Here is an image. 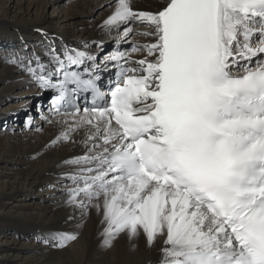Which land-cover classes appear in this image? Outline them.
I'll list each match as a JSON object with an SVG mask.
<instances>
[{
    "label": "snow or ice",
    "instance_id": "obj_1",
    "mask_svg": "<svg viewBox=\"0 0 264 264\" xmlns=\"http://www.w3.org/2000/svg\"><path fill=\"white\" fill-rule=\"evenodd\" d=\"M109 6L100 27L116 33L112 52L86 41L6 60L56 93L51 111L66 119L51 145L84 148L58 178L80 223L40 239L64 249L95 209L104 250L121 237L135 250L143 235L162 245L155 264H264V0ZM109 65L116 80L105 93L98 73ZM81 91L91 107L72 103Z\"/></svg>",
    "mask_w": 264,
    "mask_h": 264
},
{
    "label": "bare ground",
    "instance_id": "obj_2",
    "mask_svg": "<svg viewBox=\"0 0 264 264\" xmlns=\"http://www.w3.org/2000/svg\"><path fill=\"white\" fill-rule=\"evenodd\" d=\"M100 1L102 0H77L78 8L76 12H72L73 16L80 14L88 15V19L95 17L93 9L99 6ZM104 1L107 2V0ZM108 1L113 2V0ZM23 2L27 5L23 6ZM161 2L162 0H135L138 9L152 11L157 10V6ZM61 3L63 0H31L27 3L22 0L18 3L7 0L6 3L0 4L1 14L5 16L18 17L20 22L32 19L29 22H22L19 26L7 24L9 25L7 34L10 37L8 36L7 40L0 42V49L5 47L4 51H6L5 55L0 57V124L5 126L4 128L17 130L15 141L9 136L0 137V159L5 161L11 158L18 163L27 165V168L18 169L14 181L8 180L0 185V237L3 232H5L4 235L9 233L12 236L21 235L23 237L24 241H20L17 245L25 246L28 249V255L24 262L14 264H155L158 260L159 248L162 245L157 244L154 247H149L143 235L135 241L137 245L135 250H132L131 243L125 237L117 240L114 248L102 249L100 246V233L103 229L102 216L97 214L95 209L90 210L88 217L78 229V240L70 243L64 249H58L52 246V242L44 243L40 239L41 236L50 232L76 230V225L80 223V210L64 203L66 199L63 195L64 186L69 181L58 182V178L61 173L68 171L63 162L71 157L82 155L84 148L79 142L51 145V141L64 127L63 123H58V121H62L66 117L56 114L46 115L45 105L47 102L44 101V97H47L48 90H41L26 73L7 63L6 60L12 52L22 54V51L30 46L28 51L31 52L32 45L38 46L35 48L38 54H42L49 44H53L57 50L63 48L62 41H59L60 39L55 36L51 26L47 25L45 15V10L48 7L54 12L56 8L61 7ZM40 6H42L41 9ZM37 8L39 9L37 10ZM111 8H107L109 12L105 17L94 18L89 25L81 27L79 35L76 33L77 30L70 26L61 30V35L64 36L63 42L70 45L71 42L77 41L76 46L81 47L86 41H114L116 36L109 35L100 27L112 12ZM33 10H37L38 13L34 14ZM36 16H40L39 19H34ZM80 22L86 23L84 19ZM17 33L23 35L24 39L18 41ZM13 34L16 36L12 37ZM108 36H111V41L104 40ZM27 38L36 39V42L32 43ZM41 43L43 44L41 45ZM108 44L103 43L104 47ZM110 46H108L109 49L114 45ZM109 49H103L102 55L106 52L110 53ZM93 51L97 50L93 48ZM135 58L141 57L136 55ZM16 99H19V107L13 106ZM8 105L10 107L3 110ZM38 114L43 120V129L34 132L31 129H25L23 124L28 121L29 115L37 118ZM43 117H48L51 123ZM20 120L21 122H19ZM33 124L38 125L37 122H33ZM82 135L83 133L76 135L75 139L79 141ZM30 187L43 189L42 196H44H38L43 203L40 204L33 200V203L26 204V207L20 206L21 210L2 211L7 207V202L4 201L6 197H15L16 193H23L25 196L31 195ZM70 217L72 219H69ZM36 228H41L42 231L35 233L34 229ZM31 229H33L32 232ZM34 238L37 243H33ZM14 258H19V256L15 255ZM6 260L7 264H13L7 256Z\"/></svg>",
    "mask_w": 264,
    "mask_h": 264
},
{
    "label": "rangeland",
    "instance_id": "obj_3",
    "mask_svg": "<svg viewBox=\"0 0 264 264\" xmlns=\"http://www.w3.org/2000/svg\"><path fill=\"white\" fill-rule=\"evenodd\" d=\"M6 1L7 0H0V4L6 3ZM12 1L14 3L15 2L18 3L20 0H12ZM22 1H25L27 3L28 1H31V0H22ZM76 1L77 0H63V3H61V7L56 8L54 12H52V10L49 7L45 10V15L47 17L46 18L47 19V25L51 26L52 30H54V32H55L54 34H56L55 36L62 37V39H60L59 41H64V36H62L61 35L62 33L60 32L64 28H66L68 26H70L71 28H75L77 30L76 31L77 35H79V30L81 29V27L89 25L90 22H92V20L94 18L97 19V18L105 17L109 12L107 8H110L109 4L111 3L108 0H107V2L104 0L100 1L99 6H96L93 9V15L95 17L88 19V15L78 14V15L73 16V13L76 12L77 8H78L76 5ZM26 5L23 2V6H26ZM41 8H42V6H40V9ZM38 9L39 8H37V10ZM37 10H33L34 14L38 13ZM110 10H112V8ZM39 17L40 16H36V17H34V19H39ZM82 19H84L86 23L80 22ZM20 21L21 20L18 17H14L12 15L5 16V15L1 14V11H0V42L2 40H4V41L7 40L8 36H9V34H7L9 31V25H7V24L19 26L22 22H29V21H32V19L28 20V21H22V22H20ZM71 22H73V23H71ZM15 36H16L15 34L12 35V37H15ZM111 36H116V33L112 32ZM110 37L108 36L104 40L111 41ZM21 39H24L23 35H19L18 41H21ZM27 40L30 42L32 41V43L36 42V39H28L27 38ZM114 41L103 42V43L104 44L109 43L108 46L111 45L110 47H112L114 45ZM42 44L43 43H41V45ZM125 45H127V44H125ZM32 46L34 47V48L32 47V50L35 48H38V46H34V45H32ZM108 46H105L103 49H105V50L109 49ZM4 48L0 49V51H1L0 57H3L5 55L6 51H4ZM29 48H31V46ZM29 48L27 47L25 49L28 51ZM13 53L14 52H12L11 55ZM15 53H17V52H15ZM102 53H103V51L99 52V55L101 56ZM106 53H108V52H106ZM106 53H104V54H106ZM46 98L47 97H44V101H46ZM18 100L19 99L14 100L13 106L19 105ZM32 106L34 107V103ZM8 107H10V106L9 105L6 106L3 110H5ZM36 107H37V104H36ZM22 110H24V109H22ZM45 114L46 115L48 114L49 116H51V114L48 110H45ZM31 117H32L31 124H28L27 122L24 123L23 124V125H25L24 128L25 129H31L33 132L39 128L41 131L43 129V123H42L43 120L40 118V115L38 114L36 116L37 118H35V116H31ZM19 122H21V120ZM33 122H37L38 125L35 126L33 124ZM19 125H22V123L21 124L19 123ZM4 127L5 126H2L0 124V137L1 136L2 137L9 136V137H11L12 140L15 141L17 139V137H15L17 134V132H16L17 130L13 129V128H8V127L4 128ZM29 127H31V128H29ZM19 168H27V165L24 163H18L17 161H15L11 158H8V160H5V161H2L0 159V185L2 183L8 182V180L14 181V179L18 173L17 171ZM30 188H31V192H32L31 195L29 194L28 196H25L23 193H16L15 197H6L4 201L7 202V207L3 208L2 211L5 212L7 209H9V211L21 210V207H26V204H30V202L32 204L33 200H35L36 202L38 201L40 204L43 203L42 199L39 198L40 195H41V197L44 196V195L42 196V194L44 193L43 189H34L32 187H30ZM14 206H17V207H14ZM32 230L33 229H31V232H32ZM41 231H42L41 228L34 229L35 233H38V232L40 233ZM4 234H5V232H3L1 237H0V264H7L8 263L6 260V256L10 259V262H13V264L24 262V259L28 255V249L25 246L20 247L17 245L20 241L21 242L24 241V240H22L23 237L21 235L12 236L9 233H7L6 235H4ZM14 242L15 243L17 242V243L15 244ZM33 243H37V240L36 239L33 240ZM15 255H18L19 258H14Z\"/></svg>",
    "mask_w": 264,
    "mask_h": 264
},
{
    "label": "water",
    "instance_id": "obj_4",
    "mask_svg": "<svg viewBox=\"0 0 264 264\" xmlns=\"http://www.w3.org/2000/svg\"><path fill=\"white\" fill-rule=\"evenodd\" d=\"M69 43H70V42H69ZM71 43H72V44H71ZM71 43H70L71 46H75V45H77V41L74 42V43H73V42H71Z\"/></svg>",
    "mask_w": 264,
    "mask_h": 264
}]
</instances>
